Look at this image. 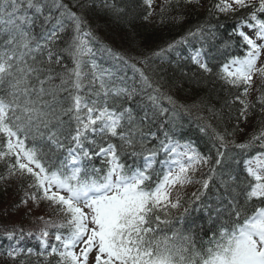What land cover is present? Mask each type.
Segmentation results:
<instances>
[{"label":"snow or ice","instance_id":"1","mask_svg":"<svg viewBox=\"0 0 264 264\" xmlns=\"http://www.w3.org/2000/svg\"><path fill=\"white\" fill-rule=\"evenodd\" d=\"M201 7L0 0V181L23 191L4 214L48 209L35 232L0 225L16 242L0 255L12 264H264V0H209L202 21L155 50L117 49L99 34L102 17L183 27ZM221 16L233 22L227 37ZM185 84L208 95L186 105L165 90ZM193 110L204 152L177 138L178 117ZM196 202L212 226L207 240L200 225L161 227ZM25 237L37 249L19 246Z\"/></svg>","mask_w":264,"mask_h":264},{"label":"trees","instance_id":"2","mask_svg":"<svg viewBox=\"0 0 264 264\" xmlns=\"http://www.w3.org/2000/svg\"><path fill=\"white\" fill-rule=\"evenodd\" d=\"M159 2L160 1L157 0V3ZM208 2L209 0H202L204 7L199 8L193 15L188 16L186 19L185 26L183 27H172L170 25L161 27L152 23L144 22H137L131 27L125 24L112 25L110 21H107V18L102 17L100 18V23L102 25H106V28L105 31L100 32L99 34L105 38V42L110 43L113 47L117 49L129 50V46L130 44H132L137 50L141 48H143L145 51L155 50L159 46H163L166 41L172 40L178 37L179 35L183 34V31L186 29L187 26L194 25L197 22L202 21L207 14L205 9L208 6ZM221 22L224 24V27L220 29V32L225 37H227L229 32L231 31L233 22L232 20L226 19L223 16H221ZM113 29H115V31H113ZM121 37H128V39L121 40ZM130 54L135 55L137 54V51H130ZM170 59L174 60V55H170ZM156 64L160 68L168 69V76L172 75V68L167 63L161 64L159 61H157ZM129 75H131L130 71ZM165 90L169 91V94L173 95L174 99H176L178 103L186 105H191L192 103L199 101L201 97L208 95L207 88H193L189 87L187 84H185L183 88H172L170 90ZM212 102L215 103V93H212ZM163 103L164 106L169 107L166 101H164ZM216 106L219 107L218 104ZM197 114L198 113L195 110H193L191 115H187L184 113L180 114L178 120L182 125V128L181 135L177 138L181 139V142L186 139H191L195 143L198 150L204 152L207 150L208 137L199 132V129L197 127L198 121L196 120ZM215 123L216 122L213 121L214 125ZM0 172H3L2 165H0ZM196 187L197 186L195 185H190L183 190L184 193H186L185 199L191 196V193L196 190ZM7 196H10L13 200V202H10L9 205L14 203V206L15 202L23 196V191H21L17 187V184L15 182L0 181V225H7L9 227L23 226L26 231L29 229L33 232L37 231L38 228L42 225H40L39 221H36V223L33 224L31 216L21 217L20 221L25 222L26 225L6 221L7 216L14 215L12 211H9L7 215L4 214V209L8 208ZM202 200L207 201V196L202 197ZM46 210V212L48 213V209ZM183 211V208H181L179 212H174L172 223L168 226L162 225L161 227L164 228L165 231L172 228L187 232L194 226L200 225L203 226V231H201L199 227L195 228L198 237H203L204 240H207L208 237L212 235L211 231H209L212 226L208 223L207 215L205 211L200 207V202L193 203L189 207V212L185 214L181 219L179 217L180 214L183 213ZM15 246L16 242L4 238L3 232L0 231V251ZM19 246H26L37 249L38 242L34 238L25 237L24 241H22ZM32 259L35 260V257H33ZM5 261H7V264H12V261L7 260L6 256L0 255V264H5Z\"/></svg>","mask_w":264,"mask_h":264},{"label":"rangeland","instance_id":"3","mask_svg":"<svg viewBox=\"0 0 264 264\" xmlns=\"http://www.w3.org/2000/svg\"><path fill=\"white\" fill-rule=\"evenodd\" d=\"M158 1H160V0H158ZM7 197H8V202H7L8 208L14 207L13 206L14 203L9 205L10 202H13L12 198L10 196H7ZM29 207L33 208V214L31 215L32 220H34V217H36L37 215H40V214L45 215V217L47 218V214L48 213L46 212L47 211L46 209H44V208L37 209V208H35L34 205H31V204H29ZM10 211H12V210H10ZM23 211H24L23 208L21 209L20 212L12 211V213H14V215L7 216L6 217V219H7L6 221L13 222V223H16V224L19 223V224H22V225H26L25 222L20 221V219L22 217L21 212H23Z\"/></svg>","mask_w":264,"mask_h":264}]
</instances>
